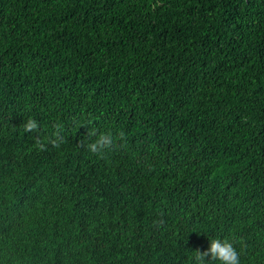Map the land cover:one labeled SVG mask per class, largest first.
Segmentation results:
<instances>
[{
  "label": "trees",
  "instance_id": "16d2710c",
  "mask_svg": "<svg viewBox=\"0 0 264 264\" xmlns=\"http://www.w3.org/2000/svg\"><path fill=\"white\" fill-rule=\"evenodd\" d=\"M0 264H264V0H0Z\"/></svg>",
  "mask_w": 264,
  "mask_h": 264
}]
</instances>
